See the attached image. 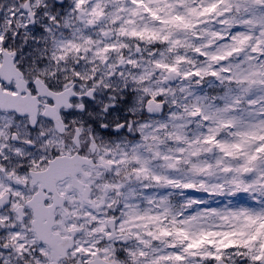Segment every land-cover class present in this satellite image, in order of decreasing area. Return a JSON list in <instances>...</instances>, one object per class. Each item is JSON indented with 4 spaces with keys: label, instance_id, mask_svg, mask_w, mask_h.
Segmentation results:
<instances>
[{
    "label": "snow or ice",
    "instance_id": "obj_1",
    "mask_svg": "<svg viewBox=\"0 0 264 264\" xmlns=\"http://www.w3.org/2000/svg\"><path fill=\"white\" fill-rule=\"evenodd\" d=\"M0 264H264V0H0Z\"/></svg>",
    "mask_w": 264,
    "mask_h": 264
}]
</instances>
